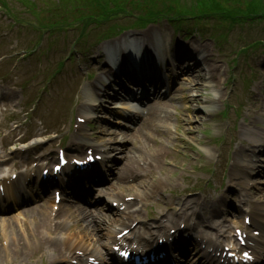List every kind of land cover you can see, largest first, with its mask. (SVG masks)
<instances>
[{"label":"rangeland","instance_id":"1","mask_svg":"<svg viewBox=\"0 0 264 264\" xmlns=\"http://www.w3.org/2000/svg\"><path fill=\"white\" fill-rule=\"evenodd\" d=\"M87 1L88 0H85L84 3H86ZM170 1H177L174 2V4H177L179 6H188L189 4L194 6L199 5L201 11L203 12L214 11V14L210 15L212 17V20L201 17V20H203L201 22L197 20L199 18L188 17V19L181 20V23L189 28H198V25L199 27H203L200 32H204L206 33L205 35L210 37L209 38L203 36L205 42H208V51L209 53H213V55L215 54V60L218 64L221 65V80L219 87L222 90L223 102L209 104V106L215 105V109L220 110L221 116L223 118L220 120V122L217 123V120L213 119L215 116H203L204 120H197L194 123L196 129L198 130L196 131V143L198 145L204 144L207 146H211V149L215 151L217 150V148L222 146L223 139L219 138V136L223 135L222 131L228 130L238 138L239 121L243 120L241 119V117H244L249 109L252 110V112H262L264 114V21H256L252 24H246L245 22L236 23L237 21L234 22L233 20L235 16H238V14L241 13H245L246 11H249L248 14H250L264 9V0ZM23 2L27 3L29 7H26ZM4 3L7 7L10 8L11 11L4 12V10H0V43L3 45L4 49L5 47L10 48V46H12L14 47V50H12L13 52L9 55H7L4 50H2L1 58L4 59V63L0 64V68H3V65H5V67H9L13 73L21 74L20 76L30 75L34 77H31L30 80L26 83V85H32L34 88H30L26 91L22 90V92L20 93L19 91L15 90L17 92L16 96L12 99H8L9 101L7 102L10 104H17L16 110L21 111V106L18 103H20V100L22 98L21 93H23L24 97L28 100V105H33L34 103L36 104L35 106L30 107L42 110L38 111V109H36L33 112V114H35L37 117H40L41 114H44L43 109H53V111L47 109L44 112H49L51 114L47 115V125L49 128L48 130H57V138L55 142L44 143L43 145H53L55 150L60 146L65 149H69L70 142L74 138L77 126L80 124L83 125L85 132L88 133L86 142L91 145L97 144L96 146H98L100 149H104L105 147L103 148V146L105 145V143L112 140L111 138L103 137L102 134V128L105 127L106 124L105 119L109 120L114 115L113 109H111L114 107L112 98L104 95L100 96V99H103V104L99 106V111L97 112V114L101 117L94 120L93 122H86L82 124L77 120V118L83 116V118H85L87 116H85L84 112L85 105L82 106L86 94L84 90L86 80L79 79L78 81H74L73 76H67V74L64 73L59 74L58 78L62 82L56 87L47 86V88L42 93V100L39 101L38 96L41 91L40 89H43V87L47 85L44 78L45 68L39 67V73H29L25 70H22L20 73L19 69H24L23 66L22 68H20V65L23 61L33 62L34 58L37 57V55H34V52L32 51L33 44L30 43V41H39L41 37L43 38L40 47L47 48L50 44L55 45L58 50L60 49L59 52H57L55 49L54 51L50 52V54L57 56L59 59L62 58L64 54H66L67 50L69 51L70 55L73 54V59L69 61L67 60L65 66L69 65V67L71 68L72 65L77 66L79 63L84 64V66H91V56L89 55L93 53L95 49V47H91V45L97 44L102 33L112 32L115 34V32L118 31V27L119 29H121V27L125 25H130L128 23L132 22L134 20V17H119L117 20L116 18H112L111 16L105 17L104 15H95L92 16L94 18L85 19L87 16L93 15V11H98V9L95 7L94 1L88 3L87 5H84V3L82 2L79 3V1L76 2L75 0H4ZM83 6L84 8H82ZM99 17H101V20L98 19ZM213 17L216 19H214ZM15 21L16 23H12ZM9 23L11 25H9ZM152 25L153 24H149L146 28L149 29ZM51 26L55 27L51 28ZM86 27L87 30H85ZM159 27L163 28V25ZM58 28L61 29L58 30ZM154 28H157V26H154ZM138 30H141V28L127 30L114 40H116V42H121L125 38L124 35H127L128 33L131 34ZM167 33L170 37H172V31H167ZM221 33L227 34L226 39L221 42L219 41V44L221 45L220 47H213L215 39H212L210 35L218 36L217 34ZM196 34L198 35V37L200 36L198 33ZM196 34H194V36H196ZM95 35L98 36L94 37ZM111 41H113V38L105 40L99 45H104L106 42ZM255 41L258 42L253 45ZM198 42L195 43L198 45ZM73 49L74 51L71 52ZM19 51L21 52L19 53ZM17 52L18 54H16ZM216 53L219 55L218 58L216 57ZM20 54L24 55V58H20ZM79 57L80 61L78 59ZM59 59H53L51 63L50 58L39 59V61L42 64L47 63L48 66L45 65V67H49L50 69ZM252 62H254L258 67L263 68L262 76L257 79L259 80V91L257 92L262 94V97L259 101L248 104L247 99H241L239 96L241 93V88L243 87L245 81L255 74L254 67H249L250 63ZM237 65H239V67H237ZM229 74H234V78L237 77L238 82L232 80ZM95 77L96 75L90 78V80L94 82L95 80H97ZM63 83L66 84L64 88L62 86ZM213 89L214 88L212 87L207 89L208 92L204 95V99H206V96L213 93L215 94L217 92ZM211 90L212 92H210ZM87 92H90L89 84L87 86ZM190 93H198V91L192 90ZM180 96L181 93L177 95V98H179ZM52 98H55L56 101L49 103V100ZM107 101H109V103ZM205 104L206 103H200V106H196V103L194 102L193 104H190V110L185 109L184 113L185 111H188L189 113H192L193 111V113L195 114L194 108L197 109L201 107V105ZM240 104L244 105L243 111H241L240 116H236L234 107H237ZM179 106L185 108V104H182V102L180 101H176L173 104H168L169 111L172 113L173 121L175 123H177L176 116L180 115L181 113ZM7 108H9V106ZM11 112V109H9L8 111L0 113V130H5L9 122L8 115L11 114ZM28 112L30 111L28 110ZM38 112H40L41 114ZM29 114L30 113H26L25 116H29ZM257 125L258 132L254 135L253 140L245 142L247 146L257 145L260 142L258 141V139L264 138V133L260 134V132L264 130V117L263 119H257ZM173 129H175V127ZM207 132L208 136H204L203 134H207ZM50 136L52 137L53 135ZM191 136L188 137L192 138ZM209 136L210 138H208ZM214 139L221 140V142L217 145V143L214 142ZM172 142L175 143L173 147H175L174 153H176L177 155L170 156L175 157V160L174 165L170 166L169 168H176V164L179 161L181 169L183 167L189 169L191 165H197V162L194 161L196 156L195 153L186 151V155H184L185 150L188 147H186L185 149L178 139L173 140ZM262 142H264V139ZM248 149L250 148H247V151L242 152L247 156L253 157L255 160V164L253 166L251 174H243V176L238 179V183L240 187H244L243 182L246 179H249V181L252 180L250 183L254 182L255 185L252 188H249V191L251 192L250 194L254 196L255 199L264 201V151L259 152L257 147L254 146H251V150H254V153L249 152ZM228 155H230V152H228ZM213 156L216 157L215 155ZM231 157L229 160H226V157L222 156L216 157V159L221 160L224 164L221 173L217 176H214L212 172L203 171L201 169H198L199 167H196L195 169L196 171H198L200 179H191L190 182H184L180 179L179 184H172V193L168 191L166 194L167 197L170 198L167 208L165 209L167 214L171 216H173L172 212L179 214L182 209H179L180 205H178L176 201L179 199L187 200L188 198L193 197L195 194L206 196V199L217 200L219 195L227 190L229 186H231L232 175L229 168ZM101 164L102 163H100V165ZM110 164L115 167L114 163ZM125 179L131 180V178L127 174L125 175ZM130 190V188H127L126 197H133ZM235 200L236 198L232 196L231 203L235 202ZM192 205L194 206V208H196L198 206V203H194ZM136 207L143 208V206H141L140 204H137ZM229 207V203L226 205H222L209 202L202 209L200 216L197 219L192 220V223H194L195 226H191L190 231L192 233H197L201 221L205 223L202 228L208 229L209 223L216 220V218L222 217V215L219 214L220 210L218 208L226 209ZM230 209L232 208L230 207ZM157 210L158 208L155 205H152L151 210L149 211L142 210L144 221L148 224H154L159 223L161 221V217L165 218L164 216H159L157 214ZM115 214L116 213L112 211V213L108 217L115 218L117 217ZM158 218H160V221L156 222L155 220ZM164 220L166 221L167 218H165ZM103 225L104 224H102V226ZM178 227L185 228V222L181 221L178 226H175L172 229L177 230ZM114 232H118V230L115 229ZM6 241L10 242V239L4 240L0 238V264H11L13 260V253L11 249L12 247L15 248L16 246L14 244L2 246V243H6ZM35 242L36 241H34V243ZM38 250V253L35 251L33 254H31L29 264H52V262L48 260L49 258H47V254L58 252V243L56 240H52L49 247L43 245L38 248Z\"/></svg>","mask_w":264,"mask_h":264},{"label":"bare ground","instance_id":"2","mask_svg":"<svg viewBox=\"0 0 264 264\" xmlns=\"http://www.w3.org/2000/svg\"><path fill=\"white\" fill-rule=\"evenodd\" d=\"M163 35L166 37H170L169 35L164 34L163 31ZM150 39H151V43L152 45L159 47L160 45H163L162 42L164 41V39L161 37L159 39H155L154 36L152 35V33L150 34ZM146 38H143V42L146 41ZM186 43L188 42H182V41H176V45L178 46H184ZM124 45H127L128 49H132L134 52L139 53L140 52V48L141 45L138 44L136 41L134 42L133 40L131 41H127L124 43ZM166 45V43H165ZM164 46V45H163ZM101 49V48H99ZM100 54V53H98ZM213 54H209L206 59H202L200 61H197L196 63H194V65H188V69L185 76H187L186 82L184 84V88L186 91L187 96H183V99H187L189 105L185 104V109L190 110V104H193L194 102L196 103V106H198L200 103H203L202 101H206L209 103H215V102H220L223 99V95H222V90L219 87L220 86V78H221V69L220 66L217 65V63L215 62V60L211 57ZM196 72V73H195ZM203 80H204V84H203ZM202 81V82H201ZM208 82H210L208 84ZM100 83V82H99ZM207 85L208 87H212L217 91L216 95H211V96H206L204 99L203 97V93L205 89H207ZM91 89L93 90H98V84H90ZM192 90H197L198 93H192L190 94V92ZM98 94V93H97ZM177 97V92L172 94V100H174ZM130 99H134L135 97L132 95H129ZM93 100L95 101V103H90V101ZM97 96H93L90 95L89 98L87 100H85L83 102V105H85V107H87V109H97V106L99 105V103L97 102ZM184 103V101H183ZM208 107L207 104H205L204 107H202L201 112L198 113L199 108H194L195 115H191L188 111H185V113L183 112L182 114V119L183 118H187L186 119V123L189 125V128L191 130H189L190 134H193L194 131L196 129L194 123L197 120H201L203 113H204V109H206ZM129 110H135L131 107L127 108ZM196 109V110H195ZM207 113L212 114L211 110H207ZM194 114V113H192ZM170 115H168V111H166L164 113V116L160 122V124L162 125L163 128H165V131H161L159 132L158 129L155 127L156 132H148L145 128V130L148 132V134H146L144 132L143 129L137 130L134 133V137H133V145H131L130 147L127 148V152H128V156H126V158H124L123 160V167L120 169L121 172H131L134 171L135 169H137L139 167L140 163H144L143 165H140L141 167V171L143 173V179L140 182H137V184H145V177H153L155 175V173L157 172V170L162 173L164 175V177L166 175H168V169L166 168V163H170L171 161L167 158L168 155H171V147H172V140L176 138L174 136L173 130H172V124L173 122H169ZM112 122V121H111ZM148 124H151L149 122H147ZM121 124V123H120ZM183 129H185V126L183 127ZM85 131H81V129L78 130V135L83 137L85 136ZM107 137H120L123 136L122 134L124 133H120L118 131L112 130L109 127H104V132H103ZM176 133H178L176 131ZM122 139H124V137H122ZM73 144L76 145H83L84 142L83 140L79 141V142H73ZM192 146V144H191ZM111 150H114V148H111ZM124 180V179H123ZM154 184L152 186H149L147 189L148 190H137V198L141 199L142 201H149L151 199L152 196H154L155 193H159L162 185L165 182H168V180L166 178H158L154 180ZM163 197V196H162ZM136 198V197H135ZM163 203H165V200H162ZM131 206L127 205V209H129ZM138 211V210H135ZM264 211V208L263 210ZM131 212L130 210H128L126 213H124V217L125 219H131L132 217H135L133 214H128L127 213ZM118 219V218H117ZM116 219V220H117ZM12 220V219H9ZM7 220L4 221L3 225H7V226H12V223ZM40 221H43L42 218L39 219ZM88 222V221H86ZM38 228L36 230L32 229L31 227H29L27 229V236L25 238L23 236L17 235L15 232H13V244L16 246L15 248L12 247L11 251L13 253V260L11 262V264H29V260L31 257V254H33L35 251H39L38 248H40L41 246L45 245V246H50L51 245V240L52 237L51 235H49L50 229L48 227H44L43 224L41 222H37ZM82 226H86L85 223H83ZM43 228L42 231L41 229ZM76 228L81 229V226L77 225ZM94 227L88 228L86 231L92 230ZM110 231V227L108 228ZM0 232L2 233V235L4 237H6V229L0 227ZM113 231H110V233ZM103 234V233H102ZM35 235L37 237L36 242L28 247L31 243V237ZM129 236H124V239H127ZM109 238V237H107ZM118 239L115 237V235L113 234L112 237V242H117ZM109 242V241H108ZM108 242H102L101 239H97L94 241V244H98L96 246H91L89 244H86L84 247V252H88L91 251L95 253V256L97 258L99 257H103V252L107 249L108 246ZM28 247V248H27ZM27 248V249H25ZM69 248L70 251H73V248L71 247V245L69 244ZM50 257H54L55 258V254H50ZM70 256L69 253H65L64 257L68 258ZM62 257V256H61ZM63 258V257H62Z\"/></svg>","mask_w":264,"mask_h":264},{"label":"trees","instance_id":"3","mask_svg":"<svg viewBox=\"0 0 264 264\" xmlns=\"http://www.w3.org/2000/svg\"><path fill=\"white\" fill-rule=\"evenodd\" d=\"M113 0H111L110 2H112Z\"/></svg>","mask_w":264,"mask_h":264}]
</instances>
